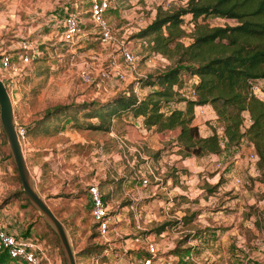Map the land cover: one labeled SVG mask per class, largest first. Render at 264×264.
<instances>
[{"label":"rangeland","instance_id":"obj_1","mask_svg":"<svg viewBox=\"0 0 264 264\" xmlns=\"http://www.w3.org/2000/svg\"><path fill=\"white\" fill-rule=\"evenodd\" d=\"M59 1L58 5L68 3L71 11L80 13L84 31L75 42L62 40L57 23L46 22L48 13L57 6L55 0H0V16L5 22L4 27L0 25V48L8 43L17 44V40L19 42L27 37L35 39L41 50V54L32 57L29 62L17 63L20 67L17 73L9 75L8 72H0V76L12 93L16 125H29L55 105L68 107L66 114L69 117L65 119L59 115L57 130L28 134V140H22L21 145L37 190L68 232L76 264H113L117 256L122 258L125 253L131 256L123 257L121 264H141L136 251H145L149 241L156 244L161 257L160 260L154 259V264H165L166 260L175 264L177 257L188 250L195 257L193 264H264V251L257 242L264 237V165L258 169L256 161L249 157L253 148L247 140L242 141L236 151L234 146H227L222 140L224 149L221 153L204 156L200 162L196 160L201 164H210L208 169L201 172L182 169L185 170L181 175L186 174L191 180L186 183L173 169L175 158H170L169 154L175 152L167 147L169 139L161 138L153 131H148L142 138L128 134L125 124L132 117L112 120L109 131L95 129L89 123H96L99 118H89V114L85 113L97 112L98 105L92 104L88 109L76 106L81 105L77 103L93 100L106 102L110 96L130 87L139 96L156 89V86L140 87L136 79L165 69L172 59L159 52L153 53L148 38H142L137 33L153 19L157 7H163L166 0H111L107 18L116 39L110 42L101 41L99 30L91 20V0ZM177 6V0H172L167 9ZM203 21L210 25L234 23L233 19L212 15ZM184 27L181 39L188 43L191 25ZM120 41L134 52L136 60L133 65H126L118 54L116 47ZM92 51L98 54L97 60L89 58ZM113 57L125 70V79L102 78L99 75L100 68ZM82 69L89 71L91 80L83 79L80 74ZM183 79L185 85L182 89L187 95L194 79L187 73H184ZM259 84L263 85L264 80ZM183 104L173 101L164 110ZM194 111V122L202 134L212 132L213 128L222 129L221 122L212 116L209 108L200 113L195 107ZM49 125L52 129L54 123ZM4 138L0 121V209L5 207L0 211H8L5 217L10 220L16 218L18 228L43 242L52 264H66L55 230L25 196ZM189 161L193 162L192 159ZM211 163L220 164L222 169L218 179L223 185L206 179L214 173ZM148 164L155 167L156 174L161 178L156 184L153 175L148 173ZM136 171L147 176L150 185L141 186L134 176ZM236 177H240V183L236 182ZM233 181L238 184L237 187ZM93 182L99 184L113 212L119 213L122 237H117L115 241L109 242L98 234L89 214V204L84 206L88 186ZM173 182L180 188L187 184L191 186L190 196L171 192ZM199 185L203 188L202 193L207 192L206 211L218 212L219 215L216 218L206 217L209 225L205 227V233V220L198 217L204 205ZM239 193L242 194L238 198ZM132 194L141 195V198L133 200ZM209 195H212L210 201ZM51 197L57 201L56 204ZM134 207L143 212L138 220L134 217ZM136 221L139 227H136ZM233 224L234 233H231ZM138 233L141 240L135 241L133 237ZM196 236L197 242L194 240L191 243L190 240ZM99 245H102L101 251L107 247V253L99 255L97 263L92 252ZM0 264L21 263L5 257Z\"/></svg>","mask_w":264,"mask_h":264},{"label":"trees","instance_id":"obj_2","mask_svg":"<svg viewBox=\"0 0 264 264\" xmlns=\"http://www.w3.org/2000/svg\"><path fill=\"white\" fill-rule=\"evenodd\" d=\"M209 15L233 19L234 23L210 25L203 21ZM186 24L192 32L188 43L181 39ZM137 35L148 38L150 50L172 59V63L136 79L140 87L156 86L143 96L130 87L106 102L77 103L87 109L98 105L97 112L85 113L99 118L89 123L90 127L109 131L112 120L132 117L125 124L129 134L142 138L151 130L169 139L167 147L182 158L219 154L224 149L222 140L236 151L247 140L260 169L264 165V84H259L264 80V0H188L173 9L159 5L153 19ZM184 73L195 79L187 95L182 90ZM254 85L259 91L253 90ZM173 101L184 104L164 110ZM198 105L212 109L222 124L221 132L215 128L208 134L200 132L194 122ZM67 109L66 105L48 108L25 126L26 135L53 133L59 115L69 117ZM101 249L102 245L97 246L92 254L100 255ZM136 253L138 259L147 255L144 250ZM5 257L7 254L0 251V262Z\"/></svg>","mask_w":264,"mask_h":264},{"label":"built area","instance_id":"obj_3","mask_svg":"<svg viewBox=\"0 0 264 264\" xmlns=\"http://www.w3.org/2000/svg\"><path fill=\"white\" fill-rule=\"evenodd\" d=\"M170 1L166 0L163 7L168 8ZM188 0H177L178 5H184ZM111 0H91L90 5V15L93 24L98 28L100 33V39L103 42L115 41L116 37L113 34L112 26L107 18L108 10L110 9ZM64 15L59 19L58 30L59 35L62 40L67 42H75L79 37H81L83 33V29L81 26V21L79 15L74 11H68V6L64 7ZM23 40H19V44L15 52L6 50L5 48H0V72L5 73L8 72L9 75L13 73H17L20 70V67L17 63L23 62L27 63L31 60L32 57L38 56L41 54L40 48L35 44V39L32 38H22ZM117 52L121 56L122 61L126 65H133L136 56L134 52L123 42L120 41L117 43ZM16 54V55H15ZM17 59H15V58ZM91 60H97L98 54L92 51L89 55ZM81 76L85 80H91V75L88 70L82 69L80 72ZM99 75L102 78H111L116 77L120 79L126 78L125 70L118 64L115 57H113L108 64L99 70ZM0 79L3 81L2 77ZM9 95L12 98V93L10 88L7 87L4 81ZM183 90V89H182ZM253 90L259 91L257 85H254ZM198 112H203L207 105H198ZM248 120V119H247ZM218 130V132H221ZM16 132L19 141L21 142L26 138L25 126L22 124L16 125ZM249 157L254 161L257 160V154L254 150L249 153ZM148 173L153 175L154 183H158V180L161 178L155 172V167L151 165H147ZM134 176L138 179V182L141 186L150 185V181L145 175L138 174L137 171L134 172ZM236 182L240 183V177H236ZM88 194L91 201V209L90 215L93 223L95 224V228L98 231L99 235L106 237L109 235V232H113L117 237H122L121 231L117 230L116 225L119 223V213H114V209L110 206V202L105 200L104 193L102 192L99 184L97 182L90 183L88 186ZM133 195V194H132ZM133 200H138L136 197L138 195H133ZM133 208L132 205H130ZM142 216V211L138 210L134 207V217L138 220ZM136 227H139L140 224H137ZM8 222H6L5 218L0 214V251H3L7 254L8 257L13 258L21 264H44L45 260H48V257L45 252V246L43 242L38 238H32L29 234L24 232H16L14 230L9 229ZM264 228V222H263ZM135 235L133 239L135 241H140L141 236ZM126 240V238H125ZM257 242L260 245L261 250L264 251V237L258 239ZM145 251L147 255H144L139 258L141 264H154V259H159L158 255V247L155 243L149 241L146 242ZM127 251V248H125ZM107 253V247H104L101 251L100 255H104ZM93 260L98 263L99 255H93ZM173 261L166 260L165 264H172ZM113 264H121V256H117L113 262Z\"/></svg>","mask_w":264,"mask_h":264},{"label":"crops","instance_id":"obj_4","mask_svg":"<svg viewBox=\"0 0 264 264\" xmlns=\"http://www.w3.org/2000/svg\"><path fill=\"white\" fill-rule=\"evenodd\" d=\"M59 0H55V4L57 3V6H55L53 9H52V11L50 12V13H48V15L46 16V22H49V21H54V23H57V26H58V24H59V19L61 18V16L63 15V13H64V7L65 6H68L69 7V4L67 3V4H65V5H58L59 4ZM77 14H79L80 15V13H77ZM81 17V16H80ZM16 20H18V18H16ZM0 25H1V27H4L5 26V22L2 20V17L0 16ZM7 28H9V27H7ZM15 36H16V34H15ZM59 37H60V35H59ZM61 38V37H60ZM2 41V40H1ZM16 43L17 44H19V42H18V40L16 41ZM17 44H15V43H8V44H6L7 46H1L2 48L3 47H5V49L6 50H9V51H12V52H15V50H16V48L18 47V45ZM194 81H195V79H194ZM193 81V82H194ZM192 82V83H193ZM191 83V84H192ZM189 92V91H188ZM183 105H179V107H182ZM207 108H209V110H210V112H213L212 111V109L209 107V106H207ZM212 116H214L215 117V114L213 113L212 114ZM151 131V130H150ZM152 132V131H151ZM208 133H210V131L209 132H207V133H205V134H208ZM129 134V133H128ZM27 138V140H28V136L26 137ZM31 139V138H30ZM249 144H251V143H249ZM28 149H34L33 147H29ZM211 155H215V154H211ZM169 156H170V158H172L171 156H174V161L176 162L175 163V165L173 166V169H174V171H175V173H179L180 175L182 174V173H184V170L185 169H187V171H195V170H197V171H202V170H205V169H208V167L210 166V164H201V163H198V162H196V160H198L199 162H200V160H202L203 158L201 157V156H193V157H185V158H182L179 154H175V153H171V154H169ZM190 159H192L193 160V162H190L189 160ZM169 160H172V159H169ZM177 160V161H176ZM170 162V161H169ZM171 164V163H170ZM211 165H213V171H214V173L212 174V176L211 177H208V176H206V179L210 182V183H214V184H218L219 186L220 185H223V183H222V181L221 180H219L218 179V175H219V173H220V171H221V167H220V164L219 163H214V164H212L211 163ZM183 168H185L184 170H182ZM202 175V174H201ZM182 176V178L184 179V182H186V183H188V182H190L191 180H190V177H188L186 174L183 176V175H181ZM202 176H204V175H202ZM132 177V176H131ZM197 180V179H196ZM233 183V185L235 186V187H237L238 186V184L236 183V182H232ZM173 185H171V188H170V191L172 192H178V193H181L182 195H185L186 197H188V196H190V188H192L191 186H189L188 184H187V186H183V187H179L178 185H177V183H175V182H173L172 183ZM224 188H226L225 186H223ZM160 188H163V187H160ZM198 189H199V192H200V194H201V201L203 200L204 201V203H202V204H204V205H202L203 207L201 208V210H202V212H199L198 213V217H202V219H204L205 220V225L203 224V228H204V233L206 232V229H205V227L207 226V225H209V222H208V219H206V217H208V216H213L214 218H216V217H218L219 215H218V212H215V213H211V212H209L208 213V211H206V206H207V202H205V195L207 194V192L206 191H204V193H202L203 192V188H202V186H198ZM154 192V191H153ZM241 194L242 193H239L238 194V198L239 197H241ZM134 195V194H133ZM141 195H138V197H136V199H138V198H141L140 197ZM210 197H212V195H209L208 196V198H209V201H210ZM238 198H236V199H238ZM51 199H53V202L54 201H56L55 199H54V197L52 198L51 197ZM89 202V203H88ZM199 202H200V200H199ZM198 202V203H199ZM57 203V201L55 202V204ZM88 204H89V214H90V209H91V201H90V198H89V194L87 193V195H86V201H85V203H84V206H88ZM2 209H5V207L4 208H2ZM2 209H0V210H2ZM200 210V211H201ZM1 212V211H0ZM3 212V213H2ZM0 214L5 218V220H6V222H8L9 224H8V227H9V229H11V230H14V231H16V232H25V231H23L22 229H21V227L20 228H18L19 226H18V222H17V219L16 218H13L12 220H10V219H8L7 217H5L4 216V214H8V213H6V212H8V211H2ZM143 213V212H142ZM146 213V212H145ZM215 214V215H214ZM95 225V224H94ZM116 228H117V230H121V227H120V224H117L116 225ZM25 229H27V227L25 228ZM208 230V229H207ZM203 232V231H202ZM230 232L231 233H234V224H233V226L230 228ZM29 234V233H28ZM99 234V233H98ZM204 236V235H203ZM108 237H110V238H108ZM106 236L105 237V240H107V241H112V240H116L117 238H116V236H115V234L113 233V232H109V236ZM112 238V239H111ZM195 240V242H197L196 240H197V236H196V238L194 237V238H192V240H190V242L192 243L193 241ZM198 241L200 242L201 241V239L199 238L198 239ZM109 244V243H108ZM131 255L130 254H124L123 256H122V258L121 259H123V257H126V258H129ZM48 257V256H47ZM193 260H195V257H194V255H193V252H191V250H188L187 252H185V253H183V254H181V255H179L178 257H177V259H176V263L175 264H193ZM44 264H52V262H51V259L48 257V260H45L44 261Z\"/></svg>","mask_w":264,"mask_h":264},{"label":"water","instance_id":"obj_5","mask_svg":"<svg viewBox=\"0 0 264 264\" xmlns=\"http://www.w3.org/2000/svg\"><path fill=\"white\" fill-rule=\"evenodd\" d=\"M0 121L5 138L17 168L22 189L29 202L37 208L45 221L55 230L65 257L66 264H76L75 254L63 222L55 215L46 200L37 190L30 174L21 142L16 132L13 104L8 90L0 79Z\"/></svg>","mask_w":264,"mask_h":264}]
</instances>
